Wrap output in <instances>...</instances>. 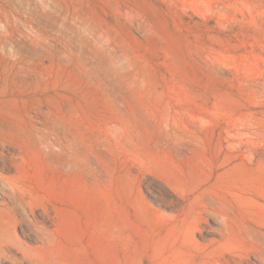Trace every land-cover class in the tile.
Instances as JSON below:
<instances>
[{
	"label": "rangeland",
	"instance_id": "obj_1",
	"mask_svg": "<svg viewBox=\"0 0 264 264\" xmlns=\"http://www.w3.org/2000/svg\"><path fill=\"white\" fill-rule=\"evenodd\" d=\"M0 264H264V0H0Z\"/></svg>",
	"mask_w": 264,
	"mask_h": 264
},
{
	"label": "bare ground",
	"instance_id": "obj_2",
	"mask_svg": "<svg viewBox=\"0 0 264 264\" xmlns=\"http://www.w3.org/2000/svg\"><path fill=\"white\" fill-rule=\"evenodd\" d=\"M14 233V232H13Z\"/></svg>",
	"mask_w": 264,
	"mask_h": 264
}]
</instances>
